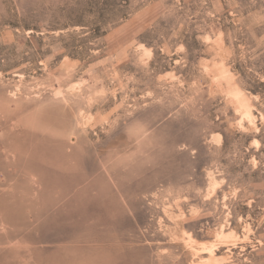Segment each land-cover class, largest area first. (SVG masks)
I'll return each instance as SVG.
<instances>
[{"label": "rangeland", "instance_id": "374dc122", "mask_svg": "<svg viewBox=\"0 0 264 264\" xmlns=\"http://www.w3.org/2000/svg\"><path fill=\"white\" fill-rule=\"evenodd\" d=\"M0 264H264V0H0Z\"/></svg>", "mask_w": 264, "mask_h": 264}, {"label": "bare ground", "instance_id": "6f19581e", "mask_svg": "<svg viewBox=\"0 0 264 264\" xmlns=\"http://www.w3.org/2000/svg\"><path fill=\"white\" fill-rule=\"evenodd\" d=\"M105 171L109 175L111 173L110 167H108V168L106 167ZM88 192H90V187L89 186H87V188L85 189V193H88Z\"/></svg>", "mask_w": 264, "mask_h": 264}]
</instances>
